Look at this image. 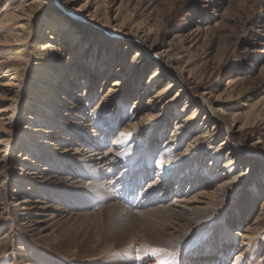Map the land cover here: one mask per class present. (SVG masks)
Returning <instances> with one entry per match:
<instances>
[{
  "label": "bare ground",
  "instance_id": "obj_1",
  "mask_svg": "<svg viewBox=\"0 0 264 264\" xmlns=\"http://www.w3.org/2000/svg\"><path fill=\"white\" fill-rule=\"evenodd\" d=\"M191 1L197 5L200 0ZM111 2L0 0V73L11 74L24 89L31 81L43 89L50 82L75 83L67 90L73 106L66 115L61 110L54 117L32 111L47 118L45 140L68 141L72 144L68 151L50 153L29 145L27 139L19 151L14 149V139L4 144L0 264H111L115 254L124 264H225L224 252L236 254L235 264H264V103L253 111L243 102L250 81H260V77L252 78L249 57L264 58V16L258 15L259 26L246 30L253 43L249 39L235 48L240 52L246 47L241 58L250 61L251 69L215 68L210 58L226 61L235 51L227 55L228 49L218 48L220 41L214 35L218 28L210 25L209 18L201 21L194 10L196 17L189 26L195 22L201 26L191 32L179 29L177 40L167 44L160 33L168 18L157 22L153 15L160 0H138L133 18L127 8L113 9ZM223 2L206 4L218 12ZM174 9L178 16L177 4ZM43 37L52 45L44 47ZM58 58L66 61L63 69ZM208 76L209 83L203 85ZM223 76L227 78L222 85L219 78ZM4 126L1 119L0 130L6 133ZM65 131L79 144L69 135L66 138ZM9 148L26 157L18 167L15 156L7 155ZM132 153L135 156L130 157ZM73 155L84 162L106 158L107 173L82 175L65 163L49 165ZM116 164L126 165L128 178H116ZM144 173L157 181L148 188L164 184L160 198L168 191L166 186L181 177L176 190L186 183L189 189L197 181L209 189L215 187L194 196H206L205 205L185 201L176 209L173 203L154 204L152 192L142 187ZM89 184L104 189L103 195L85 193ZM57 185L75 189L77 199L61 201L70 210L86 202L85 213L62 211L36 199L35 192L46 200L50 198L45 192L58 198ZM173 214L183 218L165 230L135 229L136 224L147 226ZM52 221L49 228L43 227ZM65 225L69 228L63 229Z\"/></svg>",
  "mask_w": 264,
  "mask_h": 264
},
{
  "label": "rangeland",
  "instance_id": "obj_2",
  "mask_svg": "<svg viewBox=\"0 0 264 264\" xmlns=\"http://www.w3.org/2000/svg\"><path fill=\"white\" fill-rule=\"evenodd\" d=\"M208 1H210V0H203V2H202V0H200L199 3L197 5H195L192 3L191 0H172L170 2L164 3L165 4L164 5L163 1L160 0L161 6L158 8V10L154 11V13H153L154 18L157 22L160 21V19H162V18H168L166 21L167 22L166 26L164 27L163 31L160 33L161 39L166 40L164 42L165 43L167 42V44H172V42L177 40L176 36H179V33H178L179 29H181V31L184 29L185 30L187 29L186 30L187 32H191V31H194L197 26H201V25H198V24H200L198 22H195L194 24H190V26H189V22H191V20H195L196 16L200 17L202 19L201 21H203V19H205V18H209V20H211L210 25L212 27L215 26V28H218V30H215V33H214L215 38H217L220 41L218 48L219 49L220 48L228 49L229 51L228 52L226 51L227 55H228V53L235 51L234 53H231L230 55H228V59L226 61H224L223 58H218L217 56L214 58H210L211 66H214L215 68H217V66L223 67L222 65H224V67L230 66L233 68L236 67V68L248 70V69H251V67H249V64H251L250 66H253L252 68L254 71V76L252 78L260 77L259 78L260 81H258V82L255 80H251L248 87L245 89V93H244L245 96H244L243 102H245V104H247V106L254 111V109H257V107L260 103H262V102L264 103V75H263L264 72H262V70H261L262 68H264L263 67L264 66V58L259 59L257 57L256 58L249 57V59H252L253 63L252 62L249 63L250 61L249 62L247 61V63H245L244 60L241 58V55H242L241 51H243L244 48H246V47L243 46V48L240 50V52L239 51L236 52L235 48L240 43L244 44L246 42V40L251 39V38H249L250 32L249 31L246 32L247 28H249V29L252 27L256 28L255 26L260 25L259 22L261 21V18H257V17H258V15H261L262 17L264 16V0H232L230 2H228L229 0H225V2H223L221 4V7L218 10V12H213L207 7L208 4H206V3ZM110 2H111V0H110ZM127 2H128V0H112L111 5L114 6L113 9H115L116 7L121 8V11H124V7H125V9L127 8L128 11L131 12L130 14H132L131 17L133 18L134 14H135V12H133V10L135 9V6H133V5L135 3H137L138 0H133L134 3H132L131 5L127 4ZM173 2H175V3H173ZM218 3H220V2H218ZM175 4H177V6H178L177 12L180 13L178 16H177L178 13L173 14L174 12H176L174 9ZM194 10H196V14H197L196 16L193 12ZM73 11H75V10H73ZM74 13H76V12H74ZM192 14H193V16H192ZM253 25H255V26H253ZM37 38L38 37H36V39ZM42 42H41L42 44H45L44 47H46V45L49 43H50V45H52L51 41L46 37L42 38ZM250 43H253L252 39H251ZM38 45H40V43H38ZM44 49L45 48H43L42 51ZM216 52H217V50H216ZM58 59L61 60L60 58H58ZM65 63H66L65 60L64 61L61 60V62H60L61 69H63V65H65ZM69 63L70 62H68V64ZM107 70L108 69H106V71H104L102 77H104V78L107 77V76H105V74L108 72ZM66 71H67V68L64 69L63 72H66ZM86 73H88V72H86ZM3 74H5V73L4 72H2V74L0 73V120L1 119L4 120V125H5L4 128H6V133L1 132V130H0V157H2L5 154L4 144H5L6 140H8L10 138H11V141H13V139L16 141L17 145L14 148L16 150L19 149L22 141L25 142V140L27 139V141L29 140L28 141L29 145L34 146L36 148H42L44 151H50V153L51 152L63 153L65 151H68V148H71L70 146H72V144L68 141H61L60 140V142L54 143V141H46L45 140V138H48L49 134H47V136H44V134H43V130H44L43 129L44 128L43 122H44V119H47V118L46 117L42 118L39 115L42 114L44 116L50 117L51 114L53 116V114H55V112L58 110H61V113H64V115H66L67 114V108L73 106V105H71L72 103L69 100L70 93L67 92V90L71 86H74L75 83L69 82L70 81L69 80L68 82H63V84L61 85L60 82H52L51 83L50 81L47 80L48 83L49 82L50 83L47 85L46 89L45 88L43 89V87L37 86V82L30 80L31 83L27 85L28 87L26 89H24V87H22V88L18 87V85H19L18 81L12 80L11 74H9V76H8V74L7 75H3ZM226 78H227V76H223V77L219 78L220 84L223 85L226 81ZM209 80H210L209 76L206 78L204 77L202 84L203 85L208 84ZM20 83H23V82L20 81ZM94 84L96 85V84H98V82L95 81ZM38 89H41V90H38ZM17 92L21 93V95H19L20 97H17ZM72 98H73L72 100H74V95ZM19 99H20V102H18ZM62 99H63V101H62ZM132 99L129 100L130 103H131ZM183 99L184 98L182 97V100ZM95 104L96 103L89 105L88 107H90V108L92 106L94 107ZM221 107H222V105H221ZM32 111L35 113H38L39 115L33 114ZM61 115H63V114H61ZM106 115H107V112H105L104 117ZM201 117H203V114L201 115ZM58 118H60V117H58ZM62 118H64V117H62ZM67 135H69L71 137L70 133L68 131H65L64 136L66 138H68ZM114 136H115V134L112 135L111 141L115 139ZM249 137H251V136H249ZM71 138L73 139V141H75L76 143L79 144L80 141L77 140V138H74V137H71ZM50 142H52V143H50ZM50 144H53V146L51 145L52 146L51 147ZM18 151L12 153V151L9 148V151L7 152V155L9 154V156L11 155V157L13 155L15 156V158L13 159V162L15 164L17 163L16 164L17 167L19 166V161H23L22 159L26 158L24 156V154L19 156ZM103 154H104V152H103ZM131 156L133 157V156H135V154L132 153V155H130V157ZM40 157L43 158L44 156H40ZM99 158H100V160H99ZM99 158L97 156V157H95L96 161L84 162L82 159L79 160L77 155H73L72 158H69L70 160L67 157L66 158L62 157V158L57 159V163H51L49 165L56 167V166H60L62 163H65V166L67 168H72L73 171L74 172L76 171L77 174L80 173L83 175V174L87 173L86 175L97 176V175H99V172L103 173L105 171L107 173L106 168L109 166L108 165L109 161L106 158H101L100 156H99ZM33 160H35V159L33 158ZM126 161H128V160H126ZM136 161L138 162V158L134 159V162H136ZM41 164H43V163H41ZM43 165L45 166V164H43ZM116 165H117L116 171H115L116 178H118V179L120 177H124L125 179L128 178L127 177L128 173L125 171L126 165L125 164H116ZM205 166H206V164H205ZM17 169L18 168H16V172H19V170H17ZM121 172L123 173V175L119 176V175H121L120 174ZM64 178L67 180L66 175ZM141 178H142V187L144 188V190H145V188H147L148 190H150V192H152V199L154 197L153 200L155 201L154 204L158 203L157 205H159V204H163L164 202L173 203V206L176 209H181L182 204L185 201H190L191 206H196L198 204L199 205H205V203H207V200H208L206 196H203V195L201 197L197 196L196 199L194 198V196H196L200 193H203V192H209L210 189H213L215 187L214 186V187L209 189V188H207L206 185H203V186L201 185L202 181H197V182L191 183L189 189H187L188 183H186L184 186H182L180 188V190H176L175 186L177 184L179 185L181 183V181L184 179V177H181V178H178V179L172 181L171 183H169V185L166 186L168 191H166L164 193V195H162L160 198V195H161L160 189L165 188L164 184H162V186L160 184L155 185L154 187H152V188H154V190H152L151 188H148L147 185L149 183L157 182L156 179L154 178V176H152V175L149 176L148 173H144L141 176ZM55 188L57 189V191L59 190L58 191V193H59L58 198L54 194L51 195L50 192H45L46 197L50 198V199L46 200V198H43V196H40V195H38V193L35 192L34 194L36 196V199H38V201L49 202L51 207H55V208L62 210V211L70 210V208L65 207L64 202L61 200L65 199V198H69V197L72 200L77 199L78 198V192L75 189H71L65 185H57V187H55ZM115 188H116V186L114 185L113 189H115ZM103 190H102V188H99V187H97V189H96L95 186H93L92 184H89V186L87 188H85L83 191L85 193L87 192L88 194H90L92 196H96L97 198H99L100 196L103 195V193H104ZM26 191L29 192V190H26ZM176 191H178V193H176ZM31 192L33 193L34 191H31ZM137 194H138V192L136 193V195H134L133 201L136 199ZM242 197L246 198L245 190H242ZM261 198H264V195ZM261 198L259 197L258 200H260ZM174 199L176 201H174ZM156 201H157V203H156ZM210 202H212V201H210ZM246 205H248V202H246ZM87 206H89V205L86 202H81L80 204L76 205L70 211H72L74 214L83 213L85 211V209L87 208ZM224 206H226L225 203L222 207H224ZM181 217H182V215H178V214L167 215L165 217L157 219L158 221L156 220L155 223L153 221L152 223H150L147 226H144L142 224H140V225L136 224L135 229L136 230L149 229L152 233H155L156 230H158L157 228H160L161 230H165L166 227L168 228L171 225L177 224V222L183 218V217L182 218ZM241 220H246V218L244 219L241 217ZM248 221H250V219H248ZM207 222L208 221H205L206 224H203L202 226H204V225L206 226ZM51 223H53V221L48 222V223H44L43 227L49 228L51 226ZM57 225H59V224H57ZM62 228L63 229L69 228V226L65 225ZM73 229L77 230L78 227L73 228ZM234 230H236V229H234ZM122 241L125 242L126 238L122 239ZM238 242H240V241H237L236 244H240ZM262 253H264V249H262ZM223 255H226L227 262L225 264H235V261L237 260L236 254H229L228 255V254H226V252H224ZM261 258H262V254L259 256L258 259H261ZM192 259H193V257H192ZM130 262L133 263L132 261H130ZM111 264H124L123 258L120 257L118 254H115L113 260L111 261ZM136 264H139V262L137 261Z\"/></svg>",
  "mask_w": 264,
  "mask_h": 264
}]
</instances>
